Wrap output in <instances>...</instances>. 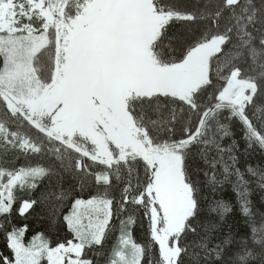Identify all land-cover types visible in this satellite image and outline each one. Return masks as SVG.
<instances>
[{
	"label": "snow or ice",
	"instance_id": "1",
	"mask_svg": "<svg viewBox=\"0 0 264 264\" xmlns=\"http://www.w3.org/2000/svg\"><path fill=\"white\" fill-rule=\"evenodd\" d=\"M232 3L233 0H225V6ZM113 7L114 5L110 3V0H0V84L7 82L9 87H14L17 82L29 80L30 73L36 70L31 67L30 56L27 71L22 70V61L29 53L35 55L49 46L51 43L50 32H55L58 39L65 40L67 47L68 43H71L69 31L75 32L81 26L88 28L90 24L102 22ZM220 14V12L216 13L217 16ZM200 18H204L203 14ZM194 19L195 17L191 13L170 12L166 17L161 18L157 33L162 35L160 29L172 20L179 22L181 20L193 21ZM61 28L64 29L63 35H61ZM203 38H207V32L203 34ZM227 39L229 37L226 35L212 38V44L215 45L212 55H219L223 51L222 46ZM4 44L11 45V48L3 47ZM198 47H203V45H190L186 51V56L188 52ZM208 69L204 80L192 89L193 92L212 84L210 63ZM238 76H240V70L235 69L229 77H220L221 80L225 81V85L217 92L216 99L217 101L229 100L233 89L238 87L236 99L231 101L234 110L228 119H236L243 133L245 154H248L252 149H259L264 153V128L257 127L253 123V118L248 114V108L257 99V93L260 92L264 95V91H261L258 85L248 79L237 81ZM246 92H248L247 95H245ZM168 95V92L159 91L148 96L147 99L152 100ZM181 102L184 103L183 100ZM188 103L193 109L199 107L194 98ZM162 107L164 105L159 101L154 106L156 111ZM221 108L222 103L219 102L212 108H205L200 114L201 119L197 121L195 129H186L185 134L178 140L168 139L154 142L149 137L146 141H140L148 153L147 156L139 158L144 162L145 175L148 177L145 189L153 201L151 207L142 215L150 220L152 211L163 210L162 207L159 210L156 209V204L159 201H156L152 191H148L153 190L157 183L167 182L174 178L180 189V197L172 204L175 226L161 230L163 232L162 241L157 236L155 229L149 227V239L153 243H150L148 247L151 249L153 244L158 247L159 259L157 264H184V255L188 249L182 244V237L186 231H195L190 221L194 220L200 211L198 191L193 188L186 175V162L187 166L192 164V159H189L191 149L203 143V135L211 129L210 123L205 126L204 117L212 109ZM175 111L176 109L173 108V116ZM149 123L155 122L149 121ZM221 127L223 128V135L219 137V140L233 135L228 130L227 125H221ZM136 139L139 140L138 137ZM238 145L236 139H233L227 148L217 144V151L221 154L223 179L213 175L208 183L214 185L213 192L222 191L225 185H231L236 194L238 211L247 218L245 223L251 230L252 244L262 245L264 238H261L259 233L264 232V223L258 228L253 219V204L250 199L252 188L250 185L254 184L259 189L264 190V169L248 167L246 172L242 171L237 166L239 164L236 151ZM39 152V147H35L31 154L38 155ZM223 153H230L228 156L230 163L223 162ZM198 155L205 164H209V158L203 150H200ZM149 156L152 159H149ZM89 159L93 161V167L100 164L108 170L93 173L86 164L77 161V172L82 173L77 177L81 192L93 186L95 191L94 193L90 192L88 198L76 196L67 205L62 198L56 205L48 208L49 215L52 217L50 223L62 222L65 230L69 233V238L55 244L42 232H35L26 241L30 225L13 222V214L19 217L21 221H26L38 204H47L48 196H45L43 200L25 197H30L31 193L35 192L45 181H48L50 168L45 166L39 158L34 164L21 166L17 169L0 168V234L3 235L5 248L10 253V255H5L3 251H0V264H96L92 256L101 255L97 249H103L109 236L117 231L114 221L119 222L118 239L111 248L107 264H151V257L146 256L144 246L139 244L133 236L132 229L135 227V216L123 215L128 212L129 205L143 206L146 192L142 191L139 194L129 195L132 185L130 182L125 184L121 190L119 207L113 209L116 200L110 195L111 177L114 175L117 181L121 179L118 165L123 162L127 167L128 157L125 155L119 159L115 157L101 159L92 156ZM135 159L137 157L133 155L132 160L135 161ZM113 164L117 165L115 169H113ZM210 166L215 169L217 161L212 160ZM56 175L59 176L60 174L56 173ZM204 175L207 177L208 172L205 171ZM89 176H93V179L89 180ZM250 177L254 179H250ZM136 186H140L139 181ZM24 192H27L28 196L17 195V193ZM67 196L68 193H64V197ZM215 211L222 219L225 214L233 211V207L221 199L217 201ZM261 217L264 218V214H261ZM207 227L211 231L216 225ZM223 243H227V241H223ZM247 244L243 243L245 247ZM201 247L207 250L206 258L214 260H220L224 251L219 245L214 249H208L202 243ZM237 258L240 261H246L248 258L255 259V256L251 249H247L246 255H238ZM261 264H264V259H262Z\"/></svg>",
	"mask_w": 264,
	"mask_h": 264
},
{
	"label": "rangeland",
	"instance_id": "2",
	"mask_svg": "<svg viewBox=\"0 0 264 264\" xmlns=\"http://www.w3.org/2000/svg\"><path fill=\"white\" fill-rule=\"evenodd\" d=\"M179 2L182 7L187 5L186 3L192 4L191 6L207 7L206 0H179ZM110 3L114 7L102 22L90 24L88 28L81 26L75 32L69 31L71 43H68L67 47L65 40L58 39L55 32H50L51 43L49 46L35 55L29 53L22 61V70L27 71L30 56L31 67L36 70L30 73L29 80L17 82L14 87H9L7 82L0 84V95L6 109L11 114L18 113L33 129L52 138H59L56 141L68 145L82 157L87 159L92 156L101 159L115 157L119 159L126 155L128 169L122 168L123 162L119 169V171H124L126 176V180L125 178L124 181L119 180L122 183L120 188L122 190L125 184L135 178L133 173H129V169L137 164L141 168L144 162L139 157L148 155L144 145L140 143V141H146L147 137L143 129L138 126V119L130 115L131 104L146 100L148 96L159 91L168 92V98L176 97L186 100L190 97L194 86L184 83L181 78L199 79L203 76L202 63L212 55L215 47L212 44V38L218 32L217 29L212 35L210 31L207 32L208 15L205 9L196 11L197 23L194 27L189 28V33L194 38L195 34L207 32L206 39L203 38V35L197 36L193 42V45L200 44L203 47L194 48L186 56L188 46L182 51V54L178 55L177 47L184 43L185 37L189 34L186 26L185 29L181 28L178 31L174 43L173 41L163 42V47H166L167 51L169 48L172 49L171 53L166 56L167 58L159 59L153 48L160 36L157 33V27L161 24V18L166 17L170 12H175V9L160 4L157 7L156 3H160V0H110ZM174 7L176 6L174 5ZM237 13L238 15H248L250 10L243 7ZM202 14L203 19L200 18ZM248 17L250 16L248 15ZM248 17L246 18V15L235 19L231 17L236 29V40L240 41L239 36L241 39L246 37L244 34L246 29L244 25L246 24L244 23L249 22L247 21ZM166 25H163L160 31ZM63 33L64 29L61 28V35ZM124 36H126V40ZM91 37L95 40L91 41L93 39ZM262 44L264 46V41ZM127 46L130 47V50ZM3 47L10 49L11 45L4 44ZM243 47L247 49L250 45L241 44L237 50L234 47L230 52H227L226 57L229 61L227 64L224 62L225 55L219 58L216 70L212 75L213 79L217 81L215 96L225 85V81L220 77H229L235 69L240 70L237 81L248 79L250 82H255L254 79L259 78L264 85V75H262L264 73V50L260 51L261 49H259V52L248 53L250 64L232 66L233 62L231 61L239 60L240 53L238 51ZM44 79H48L47 82H44ZM236 91H238V87L233 89L232 96L227 101H217L216 97L215 101L222 103V107L232 112L234 106L231 101L236 99ZM247 94L248 92L245 93V95ZM51 102L56 107L53 117L51 119L47 115L36 117L38 108L41 105L48 106ZM203 106L199 105L198 108L201 109ZM217 110H212V115ZM211 112L204 117L205 126L207 121V125L214 122V120L210 121ZM177 114L175 111V116ZM164 119L163 117L161 120ZM95 120L99 123H95ZM12 124H9L15 129L12 134L4 130L5 127L0 124V134L4 135L2 141L7 146H13V149L19 153L29 152L33 149L30 139H26L19 133L20 130L17 129L19 125ZM57 131L59 135L54 133ZM137 137L139 140L136 139ZM133 155L137 157L135 161L132 160ZM149 159L152 157L149 156ZM0 168L17 169L8 168L3 164L0 165ZM129 178L131 179L129 180ZM144 191L146 192L144 205L147 210L153 201L146 189ZM148 191H152L156 201H159L156 204V209L159 210L162 207L163 210L152 211L150 220L144 216L142 219L148 235L151 226L162 241L163 232L161 230L175 226L172 204L180 197L179 185L173 178L167 182L157 183L153 190ZM148 235L146 234L147 246L153 243ZM259 236L264 238V232H260ZM116 239H118V233L115 241ZM0 241L5 245L2 234H0ZM157 250L159 254L158 247ZM236 256L234 255L233 258L235 259Z\"/></svg>",
	"mask_w": 264,
	"mask_h": 264
},
{
	"label": "trees",
	"instance_id": "3",
	"mask_svg": "<svg viewBox=\"0 0 264 264\" xmlns=\"http://www.w3.org/2000/svg\"><path fill=\"white\" fill-rule=\"evenodd\" d=\"M206 1V8H203L202 6L198 7L195 4V6H191L192 4L189 3H186L187 5L182 7L179 4V0H160V3H156L157 7H159V4L161 6L165 5L173 7L175 12H179L181 14L191 13L195 17L193 21L186 20L176 22L174 20L167 23V25L161 31L162 35L160 34L156 44L153 47L159 59L167 58L166 56L171 53L172 49L169 48V51H167L166 47H163V42L166 41V43H168L173 41L174 43L178 31H180L181 28L185 29L187 26L186 30H188L187 32L189 33V28H192L196 25V11H204V9L207 11V32L210 31L212 35L217 29L218 36L226 35L229 37V39H227L226 43L222 46L223 51L220 52L219 55H211L202 63L203 76L201 78H181L184 83L190 84L196 88V86L204 80L206 73H208V65L210 63V75L212 79L211 85L201 87L195 92L191 91L190 97H188L186 100L161 96L156 99H146L141 102H137V104H131L129 108L130 115L133 117L135 116L138 119H136L139 124L138 126L143 129L146 137L152 138L154 142L168 139L178 140L185 134L186 129H195L197 126V121L201 117L200 114L204 111L203 108H212V106L217 103L215 101V93L217 91L215 84L217 81L216 79H213L212 75L216 70L218 64L217 62L220 57H224L225 55V61H223L225 64H227L229 62L226 57L227 52H230L234 47L235 50H237L241 44H248L250 45L249 48L245 49V47H243L242 50L238 51L240 53L239 60L231 61L233 62L232 66H243L251 63L248 58V53L253 51L259 52V49H261L260 51L264 50V46L262 44L264 41V0H233V3L228 6H225V0ZM174 5L176 7H174ZM243 7H247L248 10H250L248 15L251 18L245 14L246 18L248 17L247 21H249L247 23L243 22L246 24H243L244 28H246L244 30L246 37L241 39L239 36V41L235 39L236 29L232 18L235 19L241 15L245 16L244 14L238 15L237 13V11ZM217 12L222 13V16L221 14L217 16ZM220 16L222 17L221 19ZM203 34L204 33L195 34L196 37L194 36L193 38V35L189 33L188 36L185 37L184 43L177 47V51L179 52L178 55L182 54V51H184L185 48L193 45V42L197 36H202ZM48 68L50 69V65ZM47 80L48 79H44L43 81L47 82ZM254 80H256L254 83L259 86L260 90L264 91L262 80L259 78ZM192 98L195 99L196 105H204L203 108H191L188 101H190ZM181 100H183L184 103H182ZM157 101L164 105V107H162L159 111L154 109ZM168 107H170V110H168ZM173 108H175L176 112L178 113L176 116L175 114L174 116L172 115ZM257 109H259V111H257ZM212 110L214 111V109ZM230 113L231 110L226 109L225 107L218 109L213 113V115L212 112L210 113V115H212L210 121L214 120L216 123H211L210 131L206 132V136L204 134L202 137L204 142L191 149L189 159H192V164L187 166L186 162V175L193 188L197 189L198 191L200 211L198 216L194 220L190 221L193 228H195V231H186L182 237L181 242L188 249L187 253L184 255V264H261L262 259H264V244H252L251 230L245 223L247 218L243 217L238 211V205L236 204V194L232 190L231 185H225L222 191L213 192L212 189L214 185L208 183L213 175L223 179V169L221 167L220 161L221 154L217 151V144L219 143L221 147L227 148L232 143L233 139H236L239 144L236 150L237 158L239 160V164L237 166L240 167L242 171L246 172L248 167L264 169V153H262L261 150L252 149L248 154H245L243 133L236 119H228ZM248 114L253 118V123L257 127L264 128V95L260 94V92L257 93V99L249 106ZM163 117L165 119L161 120ZM207 119L209 120V117H207ZM149 121L155 123H149ZM10 123L19 125L17 128L20 130L19 133L26 139H30L33 148L39 147L40 152L38 155H32L31 152L33 149H31L29 152H27V155L19 153L13 149V146H7L5 142L2 141V139L4 140V135L0 134V165L3 164L8 168H19L21 166L34 164L39 158L43 161L45 166L50 168L48 181H45L35 192L31 193L30 197H25L43 200L45 196H48L49 199L47 204H38L33 213L28 216L26 221H21L19 217H16L15 214H13V222L16 224L28 223L30 225V231L28 236H26V241L35 232L44 233L46 237L51 239L53 244L58 241H63L66 238H69V233L65 230L62 222H55L54 224L50 223L52 217L49 215L48 208L56 205L62 198L65 201V205H67L71 203L72 198L76 196L88 198L89 193H94L95 191V187L93 186L81 192L77 177L82 175V173L77 172V161H82L89 169H91L93 173L103 172L108 169L100 164H96V166L93 167L92 161L82 157L70 149V147L63 145L60 142L50 138L46 134L33 129L19 116L18 113L11 114L6 109L0 95V124L5 127L4 130L12 134L14 133L15 129L9 125ZM221 125H227L228 130L233 133V135L224 137L223 140H219V137L223 135V128ZM200 150H203L209 158V164H205L203 160L200 159L198 155ZM229 155L230 153H223V162L230 163L228 160ZM57 157H60V159H57ZM212 160L217 161V166L215 169L210 166ZM121 164L122 163L118 165L119 169L122 167ZM142 165L140 168V166L137 164L131 168V171H129V173H133L132 175L135 176L134 180L130 181L132 188L129 192V195L139 194L145 190V185L148 183V177L145 175V165L143 163ZM116 167L117 165H113V169ZM122 168L125 170L128 169L125 164ZM205 171L208 172L207 177L204 175ZM56 173H59L60 175L57 176ZM124 173V171L120 170L121 180L124 178L126 180ZM88 179L92 180L93 176H89ZM130 179L131 178H129V180ZM250 179L254 178L250 177ZM138 181L140 185L139 187L136 186ZM121 186L122 183L117 181L115 176L112 175L109 188L110 195L116 200V202L113 204V209H117L119 206L118 202L121 199ZM250 187L252 188L250 199L253 204V219L259 228L260 225L264 223V218L261 217V214H264V190L259 189V187L254 184L250 185ZM64 193H68V196L64 197ZM17 195L28 196V193H17ZM221 199L233 207V211L231 213L225 214L222 219L220 218L218 212L215 211L217 201ZM145 211V205H129L128 212L124 213L123 215L125 216L126 214H130L135 216V227L132 229L133 236L139 244L144 246L146 256L151 257V264H157L159 254L156 245L153 244V247L149 249L146 244V234L148 235V233L145 228V223L142 219V213ZM113 223L116 225L117 231L109 236L108 241L103 249H97V251L101 252V255L92 256L94 261H96V264H107L108 262L111 248L115 243V238L119 230V222L114 221ZM209 225H216V227L209 231V228L207 227ZM223 241H227V243H223ZM202 243L205 244L208 249H214L218 245L221 246L224 249L221 259L214 260L211 258H206V254L208 253L206 249L201 247ZM243 243L248 244L245 247ZM247 249H251L253 251L255 259L248 258L246 261H240L237 256L246 255ZM0 251H3L5 255H10V253L5 248V245L1 243V241ZM234 255H237L236 258L238 260L233 258Z\"/></svg>",
	"mask_w": 264,
	"mask_h": 264
},
{
	"label": "crops",
	"instance_id": "4",
	"mask_svg": "<svg viewBox=\"0 0 264 264\" xmlns=\"http://www.w3.org/2000/svg\"><path fill=\"white\" fill-rule=\"evenodd\" d=\"M125 37V40H126V36H124ZM91 38H93V37H91ZM93 40H95V38H93V39H91V41H93ZM124 43H126L125 41H124ZM126 46V45H125ZM128 47V49L130 50V47L129 46H127ZM52 83V82H51ZM92 102L93 103H95L94 102V100H92ZM97 104V103H96ZM94 106H95V104H94ZM54 108H56L55 107V104L54 103H49L48 104V106H43V105H41L39 108H38V110H37V112H36V117H40V116H43V115H47V116H49L50 117V119L53 117V111H54ZM95 123H99V121H97V120H95L94 121ZM51 125H53V124H51ZM56 135H59L58 134V131L57 132H54ZM62 135V134H61ZM56 138V137H55ZM59 139V138H58Z\"/></svg>",
	"mask_w": 264,
	"mask_h": 264
}]
</instances>
